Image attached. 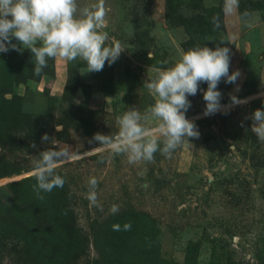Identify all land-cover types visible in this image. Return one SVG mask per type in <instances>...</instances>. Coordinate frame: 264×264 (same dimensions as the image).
<instances>
[{
  "label": "rangeland",
  "instance_id": "obj_1",
  "mask_svg": "<svg viewBox=\"0 0 264 264\" xmlns=\"http://www.w3.org/2000/svg\"><path fill=\"white\" fill-rule=\"evenodd\" d=\"M197 1L104 0L102 31L125 51L100 72L55 58L37 76L29 50L0 53V264H264V141L246 119L264 110V0H239L231 13L224 0ZM211 6L222 13L195 10ZM218 45L230 49L229 74L241 75L220 82L226 107L214 115L203 116L206 83L188 98L198 139L150 163L92 152L94 134L115 133L123 111L153 103L148 68ZM230 94L247 102L231 106ZM54 146L81 158L56 169L66 182L41 200L34 157ZM90 177L102 211L86 199Z\"/></svg>",
  "mask_w": 264,
  "mask_h": 264
},
{
  "label": "clouds",
  "instance_id": "obj_2",
  "mask_svg": "<svg viewBox=\"0 0 264 264\" xmlns=\"http://www.w3.org/2000/svg\"><path fill=\"white\" fill-rule=\"evenodd\" d=\"M238 6L239 0H224L226 13L233 12ZM106 14L104 0L84 7L79 6L78 0H0V53H6L10 48L29 50L33 54L32 71L37 76L47 67L48 60L55 58L65 62L83 61L84 74L100 72L106 62L111 66L125 51L119 40L102 31ZM13 40L19 47L12 43ZM229 68L230 49L219 45L215 50L196 46L181 51L170 67L148 68L152 75H147L142 86L153 96V103L143 113L136 107L123 111L116 117L118 130L115 133L94 134L90 143L94 141L99 146L92 152L124 155L130 164L153 162L158 152L170 157L182 145L190 144V138H199L197 125L185 114L191 107L188 98L197 95L202 83L207 84L203 91V116L214 115L226 107L221 104L222 93L217 90L218 85L222 80L226 84H236L241 75L239 71L229 74ZM236 91H239V86ZM230 101L231 106L247 102L231 94ZM246 119L252 121L251 132L259 141H264V110L256 109ZM41 139L53 145L47 134ZM31 146L35 148V144ZM231 148L233 150L234 144ZM79 158L81 154L55 146L40 151L34 157L31 172L36 181L32 188L38 199L45 198L41 193L63 188L66 181L56 169L66 160ZM97 187L98 180L90 177L86 199L90 206L102 211ZM109 211L115 215L119 206L113 204ZM112 227L120 230V225ZM123 229L131 230V224L126 223Z\"/></svg>",
  "mask_w": 264,
  "mask_h": 264
},
{
  "label": "trees",
  "instance_id": "obj_3",
  "mask_svg": "<svg viewBox=\"0 0 264 264\" xmlns=\"http://www.w3.org/2000/svg\"><path fill=\"white\" fill-rule=\"evenodd\" d=\"M168 3H171V0H166ZM196 5H199V0L197 1V4ZM193 9H194V7H193ZM195 10H201V12L204 14H210V15H220L221 13H222V10L219 8V7H217V6H211V7H209V8H207V9H205V8H200V7H197V8H195Z\"/></svg>",
  "mask_w": 264,
  "mask_h": 264
}]
</instances>
